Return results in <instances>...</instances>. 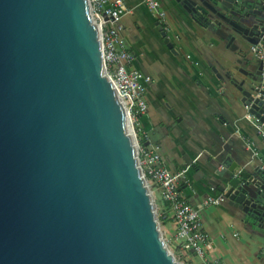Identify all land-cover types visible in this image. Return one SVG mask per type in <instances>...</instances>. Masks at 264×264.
Wrapping results in <instances>:
<instances>
[{
	"label": "water",
	"instance_id": "water-1",
	"mask_svg": "<svg viewBox=\"0 0 264 264\" xmlns=\"http://www.w3.org/2000/svg\"><path fill=\"white\" fill-rule=\"evenodd\" d=\"M178 1L240 53V76L226 74L264 138V0ZM220 143L227 181L204 200L234 210L264 264V171ZM0 264H178L87 0H0Z\"/></svg>",
	"mask_w": 264,
	"mask_h": 264
},
{
	"label": "crops",
	"instance_id": "crops-1",
	"mask_svg": "<svg viewBox=\"0 0 264 264\" xmlns=\"http://www.w3.org/2000/svg\"><path fill=\"white\" fill-rule=\"evenodd\" d=\"M122 2L129 10L120 26L124 44L134 55L131 67L151 77L147 110L135 120L139 142L157 147L161 164L170 172L189 167L181 192L200 211L214 264H259L255 238L234 210L226 202L202 206L227 181L218 160L224 139L232 162L250 171L264 165V138L243 117L240 94L226 74L240 76V53L228 48L226 37L202 28L178 0H157L163 20L140 0ZM156 197L164 208L159 193ZM163 227L173 238L172 222L165 219ZM187 259L200 264L193 253Z\"/></svg>",
	"mask_w": 264,
	"mask_h": 264
},
{
	"label": "built area",
	"instance_id": "built-area-1",
	"mask_svg": "<svg viewBox=\"0 0 264 264\" xmlns=\"http://www.w3.org/2000/svg\"><path fill=\"white\" fill-rule=\"evenodd\" d=\"M87 1L92 21L99 26L104 74L116 85L118 97L125 106L130 132L137 145L142 174L150 188L152 198L159 193L161 201L168 206L166 210L157 213V218L169 219L175 229L173 238L166 236L164 242L178 264H191L187 259L189 253H193L200 264H214L208 254L211 248L210 242L203 231L198 210L187 202L181 192L182 185L186 183L187 169L170 172L161 164L158 148L144 146L137 138L135 120L147 110L145 83L148 78L131 67L133 54L126 48L121 37L119 20L129 10L122 0ZM141 2L163 20L164 13L159 10L157 0H141ZM252 52L264 60V52L258 47H252ZM257 128L260 129V126ZM261 169L264 171V166ZM218 202V198H208L203 201L202 206L215 205Z\"/></svg>",
	"mask_w": 264,
	"mask_h": 264
},
{
	"label": "rangeland",
	"instance_id": "rangeland-1",
	"mask_svg": "<svg viewBox=\"0 0 264 264\" xmlns=\"http://www.w3.org/2000/svg\"><path fill=\"white\" fill-rule=\"evenodd\" d=\"M153 201H154V205H155V208L158 209V200H157V197H153ZM159 212V210H158ZM159 226H160V230H161V233H162V237L163 239L165 240L166 238V235H165V231H164V227H163V223L161 221H159Z\"/></svg>",
	"mask_w": 264,
	"mask_h": 264
},
{
	"label": "trees",
	"instance_id": "trees-1",
	"mask_svg": "<svg viewBox=\"0 0 264 264\" xmlns=\"http://www.w3.org/2000/svg\"><path fill=\"white\" fill-rule=\"evenodd\" d=\"M161 202L163 203L164 208H163V207L161 208V207L158 206V209L155 208L156 213H158V210H159V211H163V210H166V209L168 208V206H167L163 201H161ZM153 203H154V201H153ZM154 206H155V205H154ZM158 220L161 221L162 223H163V221H164V220H161L159 217H158Z\"/></svg>",
	"mask_w": 264,
	"mask_h": 264
},
{
	"label": "flooded vegetation",
	"instance_id": "flooded-vegetation-1",
	"mask_svg": "<svg viewBox=\"0 0 264 264\" xmlns=\"http://www.w3.org/2000/svg\"><path fill=\"white\" fill-rule=\"evenodd\" d=\"M133 57H134V55H133ZM143 76L148 78V80L145 83V92H146L148 85L151 83V77L147 76V75H143Z\"/></svg>",
	"mask_w": 264,
	"mask_h": 264
}]
</instances>
